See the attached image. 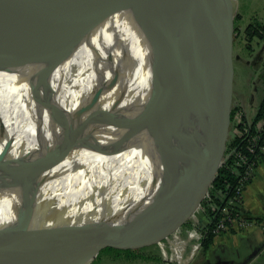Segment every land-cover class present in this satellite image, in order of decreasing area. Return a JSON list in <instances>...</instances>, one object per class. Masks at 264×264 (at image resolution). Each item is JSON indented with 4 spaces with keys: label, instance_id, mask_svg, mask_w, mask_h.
I'll return each mask as SVG.
<instances>
[{
    "label": "bare ground",
    "instance_id": "bare-ground-1",
    "mask_svg": "<svg viewBox=\"0 0 264 264\" xmlns=\"http://www.w3.org/2000/svg\"><path fill=\"white\" fill-rule=\"evenodd\" d=\"M68 5L56 14L83 20L85 29L76 33L69 30L58 47L36 64L13 70L0 66V154L10 144L2 164L35 158L47 147H54L59 140L54 128L62 115L68 116L70 127L75 129L90 112L104 110L109 112L108 123L94 127L96 135L82 136L23 193L19 188L3 187L11 179L0 183V228L17 224L34 205L36 213L30 225L46 229L31 237L20 233L1 247L15 248L17 239H27V250L19 259L22 264L59 226L111 220L147 202L164 185L167 159L162 142L174 135L173 122L164 129L166 100L171 98L180 105L177 122L186 128V151L197 134L196 114L190 105L193 96L186 77L165 57L151 63L150 45L132 8L94 25L92 15L99 9L94 0H69ZM207 50L208 61L215 67L213 51L209 46ZM118 71L116 84L109 90L107 85ZM81 107L86 108L85 113L72 118L71 114ZM144 129L151 137L152 153L146 163L136 165ZM130 192L131 198L119 200L120 195ZM110 201L117 206L107 208ZM97 206L100 209L90 213ZM100 243L97 241L96 247ZM2 264L9 262L5 259Z\"/></svg>",
    "mask_w": 264,
    "mask_h": 264
},
{
    "label": "water",
    "instance_id": "water-1",
    "mask_svg": "<svg viewBox=\"0 0 264 264\" xmlns=\"http://www.w3.org/2000/svg\"><path fill=\"white\" fill-rule=\"evenodd\" d=\"M94 1L99 5L97 13L92 15L94 25L120 10L132 8L150 45L151 63L161 56L165 57L186 77L193 96L190 105L197 120L196 138L186 151V128L177 122L180 105L171 98L166 100L164 113L167 124L164 129L166 131V127L173 122L174 135L171 134V139L166 136L162 142L167 159L165 184L156 190L150 200L111 220L84 224L67 222L59 226L51 231L25 264H92L105 248L137 249L141 248L143 241L145 244L158 243L187 223L216 172L232 155L230 153L225 157L232 107L230 86L233 62L229 53L235 16L232 0ZM48 3H51L50 6H47ZM68 3L69 0H0V66L9 69L36 64L52 52V48L49 45L44 47L42 41L55 44L69 30L76 33L85 29L83 20L62 15L60 18L56 14L59 10H66ZM25 7L28 11L21 15ZM33 11L37 12V19L33 17ZM48 17L58 18L61 22L44 30L43 23ZM26 25L39 28L37 40L35 35H28L24 30ZM91 25L89 21V27ZM33 37L36 40L30 45L33 57L28 59L29 39ZM23 44H26L28 55L21 59L18 52ZM208 46L213 51L215 67L208 63ZM119 75V71L115 73L107 85L109 90L116 84ZM100 95L101 92L96 93L93 105ZM85 110L81 107L71 117L82 115ZM108 113L104 110L92 111L75 129L70 127L69 118L64 113L66 116L62 115L54 128L59 135L54 147H47L35 158H22L5 165L2 161L10 148L9 144L0 154V183L4 179H11L10 183L2 184L3 187L19 188L23 193L32 180L71 151L82 136L96 135L98 130L94 127L108 123ZM126 198L131 197L119 196L120 201ZM117 204L110 201L107 208ZM99 209L97 206L90 213ZM35 213L33 205L17 224L0 228V264L5 263V259L9 264H22L19 259L25 254L29 243L24 242L27 239L19 238L15 241V248L3 249L4 244L20 233L31 237L46 230L30 225ZM150 223H153L151 228L143 230ZM158 229L160 231L156 233ZM114 236L120 238L112 240ZM97 241H101L99 247H96Z\"/></svg>",
    "mask_w": 264,
    "mask_h": 264
},
{
    "label": "rangeland",
    "instance_id": "rangeland-1",
    "mask_svg": "<svg viewBox=\"0 0 264 264\" xmlns=\"http://www.w3.org/2000/svg\"><path fill=\"white\" fill-rule=\"evenodd\" d=\"M233 1V0H232ZM233 10H234V22H233V29H232V40L230 42V51L231 54V61L233 62V70L231 72V80L232 84L230 88L235 87V83H237V89L241 92H248L251 89V82L253 83V90L256 95L260 96L263 91L262 88H258V91H256V85L259 82L257 74H255V69L261 68L263 65L257 61V58H264V0H234L233 2ZM28 11V8L25 7L20 12L21 15L23 13L25 14ZM33 17L38 18V14L36 11H33ZM31 21V20H30ZM51 21V22H50ZM58 22H61L60 19H51L46 18L45 22L43 23L44 30H47L48 26H52L53 24H57ZM249 27H252V30L250 33L255 34L254 37H252L249 33H247V29ZM35 26H28L24 28L28 35L31 33V35H35V38L37 40V37L39 35V28ZM258 28V31L255 30ZM35 33V34H34ZM30 35V36H31ZM44 35V34H43ZM45 36V35H44ZM33 39V40H32ZM32 39H29V46L35 39L34 37ZM43 46L46 47L49 45V47L53 49L58 47L57 43L53 42H45L42 41ZM32 46H30L27 49V52L29 54V57L32 58L33 54H31ZM26 52V44H23L21 46V50H19L18 55H22L19 58L24 59L26 55H28ZM32 55V56H31ZM27 58V57H26ZM208 58L210 60V56L208 55ZM235 60V61H234ZM256 62V63H255ZM209 63V61H208ZM236 65V66H235ZM28 66V65H26ZM23 66H17L16 68H4L6 70H13L17 68H21ZM231 103L233 102V95L232 99L230 100ZM184 101L182 100L181 103ZM233 121L235 119L233 118ZM2 122L0 119V134L2 132ZM170 132V131H169ZM147 134L146 129L142 131V138L143 142L140 143V146L138 147V151L136 154V158L134 160V163L136 165L147 162L148 154L150 155L152 153V140L151 137ZM192 136V135H191ZM196 137V136H195ZM195 139V138H194ZM194 141V140H193ZM137 147V145H136ZM135 147V148H136ZM135 166V165H134ZM165 184V183H163ZM127 195H132L133 193H125ZM191 225H195L194 222H189ZM188 224V221L187 223ZM183 227V226H182ZM158 229L155 231L156 233L159 232ZM172 241V236L167 234V237L163 240L158 241V243H148L145 244V241L141 242L142 246L139 249L136 254H138V258L133 257L131 260L129 258L127 259L124 257V254L121 256H117L119 252L115 251L113 248H105L100 252V256L93 261L92 264H167V262L164 260L165 255L169 252V244L168 241ZM34 242V241H33ZM183 244V243H182ZM196 245V244H194ZM192 248V247H191ZM138 249V248H137ZM192 251V250H191ZM144 257H142V256ZM192 256L191 252H187L186 247L182 249V256H181V264H183L187 258H190ZM158 258H161V262L158 263L157 260H160Z\"/></svg>",
    "mask_w": 264,
    "mask_h": 264
},
{
    "label": "crops",
    "instance_id": "crops-1",
    "mask_svg": "<svg viewBox=\"0 0 264 264\" xmlns=\"http://www.w3.org/2000/svg\"><path fill=\"white\" fill-rule=\"evenodd\" d=\"M234 83L231 112L242 111L249 121H253L264 101V87L262 94L258 96L253 90L252 82L248 92H241L236 88L237 83ZM235 131L236 122L230 120L225 157L228 156V146L235 139ZM242 210L248 219H264V158L258 166L254 179L244 190ZM190 221L196 224L191 225ZM210 224L211 221L204 211L196 209L190 216L188 224L181 226L170 235L172 239L176 238L182 242L187 252L192 253L191 247L194 244L203 243L205 229ZM183 264H264V232L258 226L247 230L225 232L214 238L209 249L204 250L201 246Z\"/></svg>",
    "mask_w": 264,
    "mask_h": 264
},
{
    "label": "built area",
    "instance_id": "built-area-1",
    "mask_svg": "<svg viewBox=\"0 0 264 264\" xmlns=\"http://www.w3.org/2000/svg\"><path fill=\"white\" fill-rule=\"evenodd\" d=\"M236 122L235 139L243 138L250 144V150L257 152V158L247 159L244 155L237 153V149H234L232 155H237L236 163L238 166H242L243 173L240 178L239 185L236 188L235 196L228 202L231 208L225 206L220 210V218L212 230H206L204 237L212 234L217 237L225 232L232 230L241 231L247 230L253 226L260 227L264 232V219L252 220L246 218L242 210V198L245 188L252 182L256 175L259 164L264 158V112L262 118L258 121L257 129L258 134H251V124L253 121H249L242 111H236L234 116ZM169 252L165 255L164 260L167 264H181L182 249L185 247L182 242L174 238L172 241H168ZM202 244H196L192 246V255L201 248ZM192 257V256H191Z\"/></svg>",
    "mask_w": 264,
    "mask_h": 264
},
{
    "label": "trees",
    "instance_id": "trees-1",
    "mask_svg": "<svg viewBox=\"0 0 264 264\" xmlns=\"http://www.w3.org/2000/svg\"><path fill=\"white\" fill-rule=\"evenodd\" d=\"M251 30L252 27H249L247 29V33H249L252 37H254L255 34L250 33ZM255 30L258 31V28ZM263 112H264V101L262 103V107L258 115L251 124L252 135L256 136L258 134L257 124L258 121L262 118ZM234 116H235V111L233 110L230 115V120H233ZM228 149H229L228 154H230L234 149H237V153L244 155L247 159H254L258 157L257 152H252L250 150V144L248 143L247 140H244L243 138L234 139L228 146ZM236 158L237 155H231L228 161L216 172L215 177L209 184L207 192L205 193L204 197L200 200L197 206V209L204 211V213L208 216V218L211 221V224L205 229V231L209 229L212 230V228L218 222L220 218L221 208L225 206L231 208L230 205H228V202L231 198H233V196H235V191L237 186L239 185L240 178L242 176L244 169L242 166H238L237 164H235ZM214 238L215 237L210 233L204 238L202 243L204 250L209 249V247L213 243ZM109 248L110 249L113 248L114 250L116 249L115 251L119 252L117 256H121L124 254V257H126L127 259L129 258V260H131L133 257L136 258L139 257L138 254L136 253L140 251L139 250L140 248L138 249H131V248L120 249L115 247H109ZM158 259H160L157 260L158 263H160L161 258Z\"/></svg>",
    "mask_w": 264,
    "mask_h": 264
},
{
    "label": "flooded vegetation",
    "instance_id": "flooded-vegetation-1",
    "mask_svg": "<svg viewBox=\"0 0 264 264\" xmlns=\"http://www.w3.org/2000/svg\"><path fill=\"white\" fill-rule=\"evenodd\" d=\"M257 61L260 62L263 66L261 68L255 69V74H257L259 80V82L255 86L257 88L256 91H258V88L264 87V58H257Z\"/></svg>",
    "mask_w": 264,
    "mask_h": 264
}]
</instances>
